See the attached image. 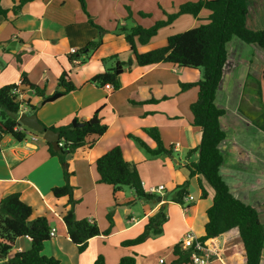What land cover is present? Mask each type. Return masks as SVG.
<instances>
[{
	"label": "crops",
	"instance_id": "obj_1",
	"mask_svg": "<svg viewBox=\"0 0 264 264\" xmlns=\"http://www.w3.org/2000/svg\"><path fill=\"white\" fill-rule=\"evenodd\" d=\"M19 1L2 2L3 7L8 9V17H0V88L14 83L18 85L27 77L32 83L45 87L46 95H51L57 90L63 71L71 69L72 80L80 89L53 103L42 104L41 107L38 105L35 114L39 121L48 128H58L72 125L74 120L86 122L97 116L98 120L101 119L108 125V130L101 137L88 138L89 142L96 140L94 146L85 145L66 157L75 204H69L67 196L56 198L53 195L55 187L65 185V174L59 158L51 156L46 141L39 137L34 139L29 133L23 142H18L11 136H3L0 151V201L10 194L19 193L21 199L32 207V220H48L51 230H56V235L45 243L43 254L60 260L62 264H94L99 256L105 258L106 264H118L123 257L134 254L141 264H172L177 258L173 253L174 247L180 243L188 230H193L199 237L205 234L206 212L213 201H210V193L206 199H202L199 177H195L199 183L198 195L195 197L188 194L189 203L186 201L184 204L188 211H184L182 205L173 202L169 195L166 201L163 200L165 195L147 201L120 196L122 190L114 193L112 185L99 182L96 161L114 147L120 144L121 148L124 147L130 140V134L140 137L151 148H155L156 143L144 131L145 128L152 127L159 129L165 146L172 148L173 152L180 151L183 146L189 147L190 150L197 147L200 142V129L192 126L193 115L190 106L197 100L198 88L183 92L180 83L199 81L201 72L193 69L191 70L195 73L188 72V68H178L167 63L150 69H143L134 64L120 76L121 86L117 92L99 88L90 84L89 80L108 69L102 61L105 58L119 53L122 61L134 58L124 36L115 34L118 27L141 25L150 28L156 22L166 19V15L177 13L181 5L196 0H86L88 12L94 22L107 32L103 45L93 53L87 64L75 67L69 64L68 55L95 40L100 33L98 28L89 23L80 3L77 0L34 1L15 12L14 7ZM260 1L264 0H249L248 19L252 11L256 14L260 9L264 16L263 7L259 6ZM127 7L133 13L131 19H128ZM140 13L148 16L142 17ZM209 16L207 9H203L196 17L190 14L181 15L173 24L159 30L149 44L138 45V51L145 53L162 47L166 45L168 37L175 35L176 29L173 28L180 27L179 31L190 30L206 23ZM262 18L263 20L259 19L263 25L261 28H252L247 19L248 27L252 30H264V17ZM233 40L228 44L229 59L224 67L216 105L218 101L224 103L232 97L227 91L222 94L221 89L226 70L234 73L239 65L230 59L229 45ZM233 44L238 45L235 48L238 59H244L245 55L253 58L256 55L259 58L264 57V51L256 45H248L240 40ZM109 64L111 66V62ZM188 75L196 78L188 80ZM249 77L250 72L248 80ZM241 90L243 89L240 86L238 91ZM244 90L241 92L242 96ZM261 95L264 102V85ZM37 102L42 103L41 99ZM115 126L121 142L113 138L112 131ZM227 139L219 146L224 157L220 173L232 194L243 203L255 207L261 222L264 223V167H261V173L257 172L251 176L244 167L243 158L246 154L245 157L250 159L248 155L251 150L241 142V135L235 136L231 148ZM176 143L180 144L178 150L173 148ZM122 151L126 160L134 161L133 158H127L125 150ZM127 153L132 157L129 146ZM193 156L194 161H198V154ZM189 163L191 162H186ZM142 183L145 191L155 187H148L143 179ZM133 201V204H127ZM138 205L143 207L144 215L138 211L134 212ZM114 206L118 211L113 215L114 225L111 233L89 240L86 250L80 252L68 236L63 220L65 214L73 208L78 220L88 219L96 222L104 232L110 227L107 215ZM161 207L165 208L167 214L163 233L140 245L124 247L122 243L138 237L144 231L149 218ZM210 241L219 246L220 258L213 264H247V257L237 251L242 242L238 228L224 233L222 241L218 238ZM30 248L31 240L28 237L19 238L10 257ZM261 264H264V248Z\"/></svg>",
	"mask_w": 264,
	"mask_h": 264
},
{
	"label": "trees",
	"instance_id": "obj_2",
	"mask_svg": "<svg viewBox=\"0 0 264 264\" xmlns=\"http://www.w3.org/2000/svg\"><path fill=\"white\" fill-rule=\"evenodd\" d=\"M34 1L43 0H20L14 7V11L17 12L25 4ZM77 1L88 16L89 23L98 28L100 33L95 40L68 55V61L72 67L86 65L93 53L103 45L104 35L107 32L94 22L88 12L86 0ZM2 2L3 0H0V17L7 18L8 9L3 7ZM248 3L249 0H196L181 5L177 13L166 15V19L156 22L150 28L141 25H133L130 28L118 27L115 34L124 36L134 58L122 61L119 53L103 59L104 65L111 62L110 68L104 73L93 76L89 83L99 88H105L107 84H110L112 92H117L121 86L120 76L125 69L134 64L143 69H150L158 64L167 63L178 68L201 72L199 81L180 83L183 92L198 88L197 100L191 104L190 110L193 115L192 126L199 128L201 133L199 144L189 152V154H198V161L186 164L185 168L190 177H199L202 199H206L209 191L213 190V203L206 212L205 234L200 240L206 242L238 228L242 239L237 247L238 253L247 257V264H261L264 248V223L261 222L255 207L243 203L232 194L220 173L224 157L219 146L227 138V133L221 125V119L227 112L216 105L217 94L224 77V67L229 59L228 44L234 38H238L243 43L256 45L264 51V30H252L247 25ZM127 9L128 19H131L133 13L129 7ZM203 9L210 12L206 23L168 37L166 45L162 47L145 53L138 51V45L149 44L159 30L173 24L179 16L190 14L196 17ZM140 15L148 16L145 13H140ZM21 87L22 89L14 83L0 88V135L2 136L0 151L1 141L5 135L11 136L18 142L27 139L26 131L19 130L21 125L18 122L23 104L29 110L36 112L38 107L34 104V99H41L42 104L45 105L80 89V86L72 80L71 69L63 71L58 81V88L51 95H46L45 87L32 83L27 77L22 80ZM83 123V127L77 128L73 125L58 128H48L43 125L44 130L53 129L60 133V143L63 145L59 151L47 142L51 156L59 158L65 174V185L55 187L53 195L56 198L67 196L69 204H75L76 201L73 196L74 188L70 184L66 157L85 145L94 146L96 140L89 142L88 138L101 137L108 130V125L101 119L98 123H92L91 120ZM261 129L264 131V126H261ZM144 131L156 143L155 148H151L138 136L130 134L128 138L137 142L151 156L173 154V149L165 146L157 127L145 128ZM96 165L100 176L99 182L112 185L114 193L127 187L134 190L138 200L153 201L158 198L145 191L137 165L126 160L120 146L114 147L98 158ZM187 187L188 185L178 186L172 201L184 205L185 197L189 194ZM133 203L134 201L129 205ZM32 215V207L21 199L19 193L10 194L0 201V262L4 264H62L60 260L43 254L45 243L52 238L48 220L46 218L32 220ZM107 218L110 227L104 232L100 230L96 222L88 219L78 220L73 208L65 214L63 220L70 240L78 246L80 252H84L89 240L111 233L114 225L113 214L109 212ZM166 222L167 214L165 208L161 207L155 215L149 218L144 231L138 237L126 240L122 245L124 247L137 246L153 236L161 235ZM22 237H28L31 240V248L10 257L16 241ZM173 253L177 258L172 264L191 262L190 252L184 251L179 244L174 247ZM94 264H106L105 258L99 256ZM118 264L141 263L134 254L123 257Z\"/></svg>",
	"mask_w": 264,
	"mask_h": 264
},
{
	"label": "rangeland",
	"instance_id": "obj_3",
	"mask_svg": "<svg viewBox=\"0 0 264 264\" xmlns=\"http://www.w3.org/2000/svg\"><path fill=\"white\" fill-rule=\"evenodd\" d=\"M259 6L264 9V1H260ZM262 17L264 16L261 9L256 14L252 11L251 17L248 19L250 26H253L252 28H256L257 26L261 28L263 25H261L259 19L263 20ZM173 29H176L175 34L185 32V30L179 31L181 30L180 27ZM187 30L188 29H186V31ZM233 41L234 42L229 45L231 49L230 59L238 62L239 65H237L234 73L226 70L225 81L221 89L222 94L227 91V93L232 94V97H230L229 100L227 99L228 101H224V103L218 101L217 105L227 111V114L222 118L221 123L228 134L227 144H230L229 148L232 147V143L235 141V136L241 135V142H244L246 148L251 150L248 155L250 159L245 157L247 156L246 154L243 157L245 161L244 167L251 176H254L257 172L261 173V167H264V131L261 129V126H264V102L263 96L261 95L262 87L264 85V57L262 56L259 58L256 55L255 58H253V56L245 55L243 57L244 59H238V54L235 51V48L238 45L233 43H236L239 39L234 38ZM109 63H106L107 68H110ZM188 72L195 73L191 69H188ZM249 72L250 77L248 80ZM190 78L195 79L196 76L191 77L188 75V80H190ZM191 80L193 81V79ZM246 82L247 84L245 87L244 85ZM240 86L243 90L245 87L244 96H242L241 93L243 90L238 91ZM239 92L241 94H239ZM195 93L197 94L196 89ZM37 101L38 100L34 99V104L38 106L39 104ZM237 110H239V112ZM112 132L114 140L121 142L120 134L116 126L113 128ZM200 136L201 133L199 132V137ZM196 138L199 142L197 135ZM166 140L168 141L169 139L166 138ZM151 144L153 145V142H151ZM189 144L190 142L188 138V146ZM223 145L224 143L222 144V149ZM120 146L122 145L120 144ZM127 146L131 149L132 157H129V154L127 153ZM122 149L125 150L127 158H133L134 161L132 162L137 165L138 172L141 178L148 184V187H158L160 185L165 186V191L154 194L156 197L169 195V197L172 198L177 191V187L181 185H188V193L197 197L199 183L195 177H190L188 170L185 168L186 162H195L193 154L189 156V147L187 148L183 146L180 151H174L172 155L164 154L151 156L141 146H139L137 142L130 139L127 144L122 147ZM253 157H255L256 160ZM259 157L261 158L258 159ZM183 178H187V180L185 179V181ZM121 190L123 193L120 196L135 197L137 199L136 193L130 188L125 187ZM212 192L213 190L211 189L209 191L211 194V202L213 201ZM117 211L116 206L110 209V212L113 215L116 214ZM137 211L139 214L144 215V210L143 207L141 208V205H138L137 208L134 209V212Z\"/></svg>",
	"mask_w": 264,
	"mask_h": 264
},
{
	"label": "built area",
	"instance_id": "obj_4",
	"mask_svg": "<svg viewBox=\"0 0 264 264\" xmlns=\"http://www.w3.org/2000/svg\"><path fill=\"white\" fill-rule=\"evenodd\" d=\"M76 50H73L72 53H74ZM18 86H21V83L18 84ZM105 89L112 90V86L110 84H107ZM28 108L26 105H22L18 120L20 119V116L27 112ZM21 131H25L23 127L21 126L19 128ZM26 133H29L26 131ZM30 134V133H29ZM32 135V134H31ZM34 139H37V136H32ZM63 144L60 143V146ZM180 147L179 143L174 144V150H178ZM144 187V186H143ZM165 186L160 185L158 187H150L148 191H146L148 194L154 195L156 193H160L165 191ZM188 202V197H185V202ZM182 208L184 211H188V207H185V205H182ZM56 235V230L53 229L50 232V236L53 238ZM201 237L197 236L196 233L193 230H188L182 240L180 241L179 245L184 251L190 252V259L192 264H213L216 260L220 258L219 255V246L214 245L211 243L210 240L203 242L200 240ZM163 263V261H161Z\"/></svg>",
	"mask_w": 264,
	"mask_h": 264
},
{
	"label": "water",
	"instance_id": "obj_5",
	"mask_svg": "<svg viewBox=\"0 0 264 264\" xmlns=\"http://www.w3.org/2000/svg\"><path fill=\"white\" fill-rule=\"evenodd\" d=\"M42 103L39 104L38 107H41ZM98 118L97 116L93 117L91 120L92 123H98ZM19 124L23 127V129L27 132H29L32 135H35L39 138H42L44 141L50 143L53 148L57 151L61 149L60 146V133L53 130V129H48L44 130V126L42 123L39 121L37 115L35 114V111H27L23 113L20 116V119L18 120ZM73 127H83L84 123L83 122H78L77 120H74L72 122ZM2 136L0 135V138ZM168 196L165 195L163 197V200H167ZM31 226V224H29ZM219 240H223V234L217 237Z\"/></svg>",
	"mask_w": 264,
	"mask_h": 264
}]
</instances>
